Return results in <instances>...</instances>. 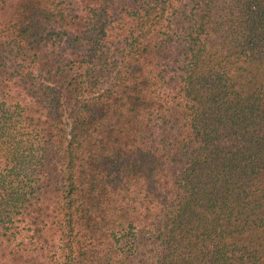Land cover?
<instances>
[{
	"label": "trees",
	"instance_id": "obj_1",
	"mask_svg": "<svg viewBox=\"0 0 264 264\" xmlns=\"http://www.w3.org/2000/svg\"><path fill=\"white\" fill-rule=\"evenodd\" d=\"M0 264H264V0H0Z\"/></svg>",
	"mask_w": 264,
	"mask_h": 264
}]
</instances>
